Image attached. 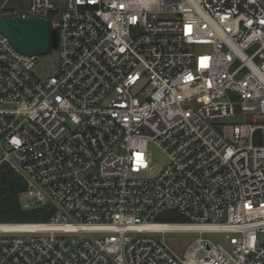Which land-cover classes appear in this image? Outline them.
Listing matches in <instances>:
<instances>
[{"label": "built area", "instance_id": "2783aa9c", "mask_svg": "<svg viewBox=\"0 0 264 264\" xmlns=\"http://www.w3.org/2000/svg\"><path fill=\"white\" fill-rule=\"evenodd\" d=\"M8 2L56 31L57 70L0 32V168L52 212L0 230V264H264V0Z\"/></svg>", "mask_w": 264, "mask_h": 264}, {"label": "water", "instance_id": "95a60500", "mask_svg": "<svg viewBox=\"0 0 264 264\" xmlns=\"http://www.w3.org/2000/svg\"><path fill=\"white\" fill-rule=\"evenodd\" d=\"M0 32L13 48L28 56H44L57 48V33L48 23L38 19H0ZM243 118L220 120L218 124H238Z\"/></svg>", "mask_w": 264, "mask_h": 264}, {"label": "rangeland", "instance_id": "374dc122", "mask_svg": "<svg viewBox=\"0 0 264 264\" xmlns=\"http://www.w3.org/2000/svg\"><path fill=\"white\" fill-rule=\"evenodd\" d=\"M6 0H0V6L3 2ZM30 0H9L6 8H25L29 6ZM57 53L55 50L51 51L49 54L41 57L38 61V64L36 66V75L45 78L49 76H53L56 73L57 70ZM151 154H152V167L153 171L149 174L153 175L159 172L165 165H166V159L163 154L160 153L159 150H157L154 147H150ZM21 203H23V199L21 196ZM156 222L159 223H183L185 220L179 215L177 212L170 214L169 212H163L156 218ZM165 239L169 243L172 249L178 251L182 248H185L187 244H189L191 241L203 238L207 239L210 242H215L216 237H219L216 234L212 233H204V234H198L193 232H167L164 233Z\"/></svg>", "mask_w": 264, "mask_h": 264}, {"label": "trees", "instance_id": "16d2710c", "mask_svg": "<svg viewBox=\"0 0 264 264\" xmlns=\"http://www.w3.org/2000/svg\"><path fill=\"white\" fill-rule=\"evenodd\" d=\"M50 49L49 52H51ZM25 183L7 166L0 168V224H24L46 222L52 212L47 208L24 209L21 196ZM170 214L175 212H169Z\"/></svg>", "mask_w": 264, "mask_h": 264}, {"label": "bare ground", "instance_id": "6f19581e", "mask_svg": "<svg viewBox=\"0 0 264 264\" xmlns=\"http://www.w3.org/2000/svg\"><path fill=\"white\" fill-rule=\"evenodd\" d=\"M170 227H174V226H170ZM28 228H31V227L23 226L19 224H0V230L8 231V232L20 231V230L28 229ZM162 228H167V226L166 227H161V226L155 227V229H162Z\"/></svg>", "mask_w": 264, "mask_h": 264}]
</instances>
